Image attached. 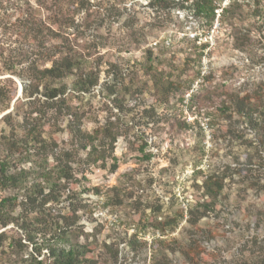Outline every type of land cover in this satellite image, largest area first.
<instances>
[{
	"label": "trees",
	"instance_id": "16d2710c",
	"mask_svg": "<svg viewBox=\"0 0 264 264\" xmlns=\"http://www.w3.org/2000/svg\"><path fill=\"white\" fill-rule=\"evenodd\" d=\"M96 1L100 5L104 0ZM124 2L105 0L100 7L117 15ZM7 3H12L9 10L14 9L9 15L5 13ZM95 4L90 0H0V74L6 75L0 78V264H119L121 242L100 239L98 224L85 230L80 220V211L86 207L82 193H100L98 186L81 182L85 169L91 165L105 168L107 158L111 161L109 171L117 169L113 152L123 134L118 117L131 111L127 105L130 97L153 90L160 94L158 101H165L170 94L189 90L194 77L201 75L199 67L187 82L181 74L176 75L179 67L172 58L157 52V47L164 51L172 44L145 46L141 60L123 55L121 52L138 48L147 39L128 20L127 39L121 37L119 42L121 52H100L96 47L105 42L95 39L80 44L74 14L84 12V21L92 15L100 17L93 14L101 11ZM146 4L156 13L182 10L201 36L210 33L217 21L218 28L226 30L231 47L247 54L261 42L257 35L264 28V0H146ZM72 26L74 32L69 31ZM13 42H18L17 46L12 47ZM184 42L189 46L182 65L187 67L195 60L199 64L208 42L199 40L198 34ZM87 46L97 53L93 58L84 54ZM260 61L264 62V56ZM101 71L106 78L102 82ZM14 76L20 80L18 96ZM201 76L206 82L214 78ZM218 85L219 89L204 93L212 104L213 97L218 100L215 115L227 122L234 121L235 115L247 121L261 135L259 144L264 150V82L243 90ZM95 89L104 93L115 112L87 130L85 111L74 100ZM190 100H195V92ZM153 107L144 108L143 115L157 125ZM179 124L189 127L185 121ZM59 130L68 134L66 142L55 135ZM145 145L143 140L136 148L143 151ZM143 155L145 159L151 156L148 152ZM226 177L225 172L205 174L196 184L199 193L194 194L193 202L174 215L160 218V206H155L154 216H145L139 229L128 237L125 234L124 247L132 258L142 256L147 264L145 252L151 247V264H167L168 253L177 254L182 260L179 264L220 261L218 248L208 249L203 243L215 239L213 231L198 223L217 211ZM109 191L112 205L131 196L118 185ZM182 220L187 233L181 238L168 237ZM248 224H252L251 234L243 236L239 248L229 253L228 264H264V217L255 214ZM143 234L152 236L150 243Z\"/></svg>",
	"mask_w": 264,
	"mask_h": 264
},
{
	"label": "rangeland",
	"instance_id": "374dc122",
	"mask_svg": "<svg viewBox=\"0 0 264 264\" xmlns=\"http://www.w3.org/2000/svg\"><path fill=\"white\" fill-rule=\"evenodd\" d=\"M90 1L93 4L97 2ZM103 4L102 1L100 5L95 4L101 11L93 14H100V17L92 15L84 21V12L74 14V22L79 24L77 33L80 44L95 39L96 42H105L103 47L101 44L96 47L100 52H118L120 38L127 39L128 20L147 39L138 48L133 46L130 51H120L123 55L141 60L145 46L161 42L172 44L171 48L164 51L157 47V52L159 55L163 52L164 56L172 58L179 67L176 75L181 74L187 82L199 67L201 75L210 74L214 78L206 82L201 75L194 77L189 90H185L182 95L170 94L165 101H158L160 94L153 90L135 94L128 99L127 105L131 107V111L121 113L118 117L123 133L117 138L113 152L118 167L114 172L109 171V158L105 168L93 165L86 167V177L81 182L86 186H98L100 193H82V203L86 207L80 211L83 212L80 220L85 230L98 224L100 239L121 242L119 264H143L142 256L132 258V253L124 247V238L141 227L138 226L145 216H154L155 206H160V218L166 214L174 215L177 209L186 208L193 202L194 194L199 193L196 184L201 183L205 174L225 172L227 177L217 211L201 218L198 225L213 231L215 239L205 240L203 243L208 249L218 248L217 251L221 254L220 261L208 264H228L226 258L229 253L239 248L243 236L246 238L251 234L249 231L252 224H248L250 219L255 214L264 217V150L259 144L261 135L253 131L247 121L237 115L231 122L218 119L215 115L218 100L213 97L212 104L204 97V93L219 89L218 84L221 83L229 88L243 90L264 82V62L260 61V57L264 56V28L257 35L261 42H257L247 54L231 47L226 30L218 28L217 21H214L210 33L201 36L200 30L192 29L190 16L186 17L182 10L171 9L156 13L147 6L146 0H125L120 4L121 14L118 12L116 15L113 11L103 10L100 7ZM10 5L12 3H7L5 11L8 15L14 10L8 9ZM69 31L74 32V27L69 28ZM195 34H198L199 40L207 41L208 47L199 64L195 60L186 67L182 65V59L189 45L185 44L184 38H191ZM1 37L8 40L5 36ZM10 37L14 38V33ZM17 44L18 42H13L11 46ZM88 51L89 46L84 54H90V58L97 54L95 50ZM4 76L6 75L0 74V78ZM14 78L18 96L20 80L16 76ZM104 79L105 75L101 71L100 82ZM205 86L207 89H204ZM194 92L195 100L191 101L190 96ZM102 94L104 93L99 89H95L94 93L83 94L74 100L85 111L83 121L87 130L103 122L109 112H115ZM149 106H154L159 119L157 125L143 115L144 108ZM179 121H185L189 127L180 126ZM55 135L60 141L68 140L65 131L59 130ZM143 140L146 145L141 151L136 146ZM144 152L150 153V158L145 159ZM113 185L124 188L126 194L131 195L123 198L120 205L109 204L108 196L112 194L109 188ZM90 216L94 218L93 221ZM184 225L185 221L182 220L168 237L184 236L187 233L183 231ZM143 236L150 243L152 236ZM145 253L146 263L151 264L152 248L148 247ZM181 261L177 254L168 253L167 264H179Z\"/></svg>",
	"mask_w": 264,
	"mask_h": 264
}]
</instances>
